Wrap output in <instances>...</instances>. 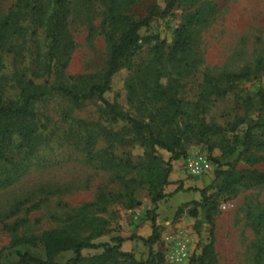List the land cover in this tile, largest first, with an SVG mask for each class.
Returning <instances> with one entry per match:
<instances>
[{
    "label": "rangeland",
    "instance_id": "obj_1",
    "mask_svg": "<svg viewBox=\"0 0 264 264\" xmlns=\"http://www.w3.org/2000/svg\"><path fill=\"white\" fill-rule=\"evenodd\" d=\"M43 1L47 5L49 0ZM70 1L69 27L76 47L68 64L59 57L54 65L65 74L67 87L82 92L99 82L106 68V33L120 35L128 18L144 19L153 5L162 12L169 0ZM17 3L0 0V14ZM190 20L192 49L173 60L169 54L176 30ZM140 34L141 49L130 60L131 70L124 68L115 76L106 98L140 120L150 121L165 110L175 116L163 132L179 128L185 136L181 157L171 162L169 184L162 188L168 196L153 203L150 183L167 168L171 153L156 148L153 156L159 161H153L138 144L110 150L96 133V125L111 126L100 102L75 109L63 99H49L36 107L46 137L36 155L20 169L13 167L14 158L0 160V264H14L24 253L45 258L41 240L35 245L15 241L49 231L95 244L114 245L113 239L122 237L121 251L139 261L153 251L164 255L165 264H264V185L245 179L227 193L212 188L217 171L236 176L264 173V126L253 130L252 144L234 142L249 126L264 123V0H180ZM19 43H24L22 48L0 51V89L6 100L18 97L21 82L31 77L33 60L46 49L41 32L27 31ZM162 44L164 54L155 47ZM232 73L250 77L227 82L225 75ZM70 75L74 78L68 79ZM227 87L226 95L219 94ZM17 148L18 143L11 157ZM196 157L205 160L199 175L187 168ZM121 160H130L131 168ZM205 189L209 207L216 210L214 236L207 210L199 208L198 218L189 213L193 201L203 200L200 191ZM153 215L160 237L150 247L141 238L151 236ZM133 236L138 238L129 239ZM211 243L213 251L202 257ZM101 252L82 253L90 258ZM73 256L62 253L56 262Z\"/></svg>",
    "mask_w": 264,
    "mask_h": 264
},
{
    "label": "trees",
    "instance_id": "obj_2",
    "mask_svg": "<svg viewBox=\"0 0 264 264\" xmlns=\"http://www.w3.org/2000/svg\"><path fill=\"white\" fill-rule=\"evenodd\" d=\"M179 2L180 0H169L162 12L157 5H153L149 9L147 17L141 20L128 18L123 32L118 36L115 31H108L106 42L109 54L106 68L100 81L90 85L82 92L67 87L64 82L65 74L57 72L54 65L55 60L59 57L66 58V64H68L76 47L69 27L70 0H49L47 5L43 0H18L16 6L10 8L6 13L0 14V51L5 50L8 46L10 52L16 48H22L24 43L20 44L19 41L27 31H31L32 35L41 32L46 42L45 51L37 54L36 59L32 62L31 77L26 79L25 82H21L23 86L20 87L18 97L14 100H6L2 89H0V160L9 162L14 158L16 162L13 167L20 169L24 167L23 164L26 163L27 159L34 157L40 150L46 137L45 128L41 125L42 121L36 110L38 104L52 98H59L68 103L71 108L78 109L87 102L96 100L104 106L111 126L123 125L117 130L111 126L110 129H107L101 124L96 125L99 128L96 130L98 140L103 139L108 145V149H122L125 146L138 144L145 148V157L153 161H159L158 158L153 156L156 148L171 153L167 168L160 172L154 178L155 180L150 183L153 189L151 191L153 203L156 204L166 198L168 195L162 192V188L169 184L168 177L171 171V162L177 161L181 157L179 149L182 148L185 133L179 128L163 132L164 127H171L175 119V116L169 115L167 110L152 115L150 121L140 120L125 111L117 101H110L106 98V94L111 91L113 80L121 70L124 68L131 70L130 60L141 49L142 37L140 32L149 27L155 18L170 12ZM113 21L117 22L116 17ZM192 24L193 22L190 20L188 24L182 25L176 30L175 40L169 54L173 60L188 55L191 51L194 42L191 33ZM155 47L162 52L163 44ZM76 77L82 78V76ZM249 77L248 73H232L225 75L224 79L227 82H238ZM44 78L46 79L44 84L36 82ZM67 78L71 79L74 76L70 75ZM50 79L52 80L49 81ZM229 90L230 87H227L219 94L226 95ZM169 103L175 104L172 100H169ZM170 106L169 104L168 107ZM261 126H264V123H257L254 127L249 126L243 134V138L234 137L235 144L242 146L252 144L254 141L253 130ZM217 130L211 129L210 131L218 133ZM204 135L205 133H201V136ZM16 143H18V151H16V154L13 153L11 157L9 154ZM112 160L110 159L111 163ZM121 162L124 167L131 168L130 160H121ZM216 175L218 182H215L212 188H218V194L227 193L230 188L241 184L245 179L256 186L264 185V173L259 171H251L240 176H236L232 172L217 171ZM4 182L6 181H2L1 184ZM208 191L209 189L200 191L203 200L201 202L193 201L191 203L193 209H190L189 213L191 216L198 218L200 215L199 208L207 210L205 218L212 227L211 236H214L213 213L216 210L215 207H209L211 200L207 195ZM178 212L182 213V210ZM159 237L160 233L156 225V218L153 215L152 234L148 238H141V240L152 247L159 241ZM133 238L138 237L133 236L129 239ZM36 239L41 240L45 247V258L24 253L19 254V260L14 264H83L84 262L90 264H121L122 262H124L123 264H165L164 255L161 253L151 251L146 261H139L133 255L123 253L121 248L125 239L122 237L114 238V245L110 243L95 244L89 239L81 240L78 237L62 236L57 231H49L43 233L41 237L19 238L15 242L17 244L35 245L34 241ZM88 249H102V252L90 258H85L82 252ZM212 251L213 244L211 243L203 250L202 257L210 255ZM65 252H72L73 258L65 263L56 262V258Z\"/></svg>",
    "mask_w": 264,
    "mask_h": 264
},
{
    "label": "built area",
    "instance_id": "obj_3",
    "mask_svg": "<svg viewBox=\"0 0 264 264\" xmlns=\"http://www.w3.org/2000/svg\"><path fill=\"white\" fill-rule=\"evenodd\" d=\"M188 171L193 175H199L204 171L205 160L202 157H196L188 162Z\"/></svg>",
    "mask_w": 264,
    "mask_h": 264
}]
</instances>
